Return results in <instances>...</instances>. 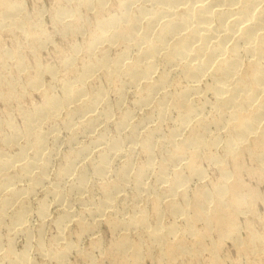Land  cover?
<instances>
[{"label":"bare ground","instance_id":"6f19581e","mask_svg":"<svg viewBox=\"0 0 264 264\" xmlns=\"http://www.w3.org/2000/svg\"><path fill=\"white\" fill-rule=\"evenodd\" d=\"M64 1L66 4L56 9V19L73 32L82 30V17L76 10L79 6L89 10L96 7L97 11L93 35L85 44L90 59L80 67V72H74V78L62 80L60 96L43 89L45 74L56 80L55 67H42L34 62L35 73L31 75L32 66L17 50L0 52L2 67L9 68L11 62L19 78L26 81L22 86L21 82L7 79L0 72V100L22 107L21 100L27 94L44 92L41 103L27 110L21 108L24 128L18 129L8 116L9 130L0 138V144L4 145L0 150V226L13 208L10 230L26 231V234L29 231V207L25 199L48 179L56 150L48 146L49 137L55 143L59 140L56 128L49 131L43 126L57 121L66 111L64 125L72 132L69 142L76 144L83 136L91 139V143L79 145L64 156L52 192L56 205L62 206L55 220L60 229L57 241L65 244L57 250L50 249L43 244V236L40 237L37 249L42 257L65 263L78 244L60 242L65 240L64 225L76 221L81 226L80 233H93L94 226L108 215L117 217L110 223L122 236L114 244L119 261L131 258L140 261L149 256L141 243L130 238L131 231L141 233L148 249H160L161 261L173 260L185 253L196 258L201 256V249L185 245L177 237L180 230L200 246L207 245L205 238L219 230L220 241L231 239L247 253L264 252L263 234L248 227L245 242L239 235L236 216L249 210L253 212L256 194L247 193V185L234 176L241 171L244 152H249L257 162H264V0H143L137 13L132 9L139 0H116L120 10L117 13L106 12L110 0ZM73 4L77 5L76 11L69 7ZM23 9L20 2L0 0V27L10 32L22 30L27 39L35 38L37 45H45V35L36 37L26 30L21 19ZM119 43L125 45V50L115 59L111 58L108 49ZM80 50L79 45H74L72 56L65 58L67 70H72ZM98 50H101L99 56ZM131 53L134 60L130 62ZM100 71L110 80L120 76L125 79L116 84L118 105L127 88L133 87L139 92L136 104L141 109L152 107L151 112L139 120H135V113L123 112L115 121L116 133L109 135L104 125L112 120L113 111L109 105L99 110L108 94L102 87L94 88L93 93L87 88L88 82ZM172 73L178 74L177 79H173ZM174 80L185 85L172 89ZM208 94L211 100L206 98ZM174 113V125L163 132V123L172 120ZM153 122L157 126L149 127ZM146 126L149 128L143 131ZM212 127L217 131H212ZM220 145L224 155L214 151ZM136 151L145 156L140 165L133 159ZM122 158L123 162L115 168L113 160ZM226 158L233 161L234 174L227 169ZM85 160L93 162L91 171L87 172L85 166L78 168ZM204 160L219 170V182L211 188L201 185L191 197V183L208 177L201 165ZM91 176L102 180L103 197L99 202L91 200L89 205L84 202L87 207L76 213L72 200L83 203ZM67 178L70 188L59 189ZM128 186L136 192L135 210L128 217L125 214L120 217L116 202L124 197L123 191ZM144 194H155L153 212L157 221L154 224L148 221V213L137 205ZM47 201L43 200L37 209L44 222L49 221L52 205ZM166 212L175 219L169 225L162 222ZM85 214L93 219L86 222ZM178 218L184 220L183 227L176 221ZM201 221L205 225L203 231L197 228ZM218 243L212 242L207 248L213 260L219 256ZM7 245L3 247L0 236V264H34L29 251H15L13 238L9 237Z\"/></svg>","mask_w":264,"mask_h":264},{"label":"rangeland","instance_id":"374dc122","mask_svg":"<svg viewBox=\"0 0 264 264\" xmlns=\"http://www.w3.org/2000/svg\"><path fill=\"white\" fill-rule=\"evenodd\" d=\"M12 1L20 2L21 5L24 7L23 9L24 13L21 19H23L24 21L26 30L32 33V35L36 34L37 35L36 37L45 35V37L47 38L46 39L47 43H45V45L39 46L37 45V41L35 40V38L27 39L25 37V33L22 32V30L14 29L13 31L10 32L0 27V52L2 50H10V51L17 50L21 54V56L24 57V59L28 62V64L32 66L30 70L34 72L31 71L30 72L32 73L31 75L35 73V68L33 67L35 63H38L42 67H47V66L51 68L55 67V70L57 71L56 80L52 78V75L50 76V74H45L43 76V89H48L47 93L49 94L60 96L62 94V88H61L62 80L64 81L74 78L75 74L80 72L78 70H80V67H82L84 62L86 63L90 59L89 58L90 55H88V52L85 49V44L87 43L86 41L89 40L93 35V29L95 25L94 15L97 11V10L95 11L96 7L92 10H89L88 8L86 9L84 5L83 6L81 5L78 8L75 7L77 6L76 4L75 6L74 4L72 5V7L74 6L73 8L71 7V5H69L71 10L77 8L76 10H78L80 16L82 17L81 32L79 31L73 32L71 28L69 27L65 28L64 26L59 24V22L56 19V11H57L56 9H58L61 5L66 4L64 0H12ZM142 1L143 0H139L138 2L139 4H137L136 6L133 5L134 6L132 9L133 13L138 12L139 10L138 6L142 4L141 3ZM115 2L116 0H110V2L107 4L106 7L107 13L120 12L118 5ZM76 44L80 46L81 50L75 56L76 63L72 67V70H67L64 65V60L65 58L72 56V48ZM124 50H125V45L119 43L117 45L115 44L113 48L108 49V53L111 58L115 59ZM100 54H101V50H98L96 52V55L99 56ZM131 54L132 57L130 55V59H129L130 62L134 60L133 59L134 55L133 53ZM0 57L2 56L0 55ZM8 67L9 68H4L0 63V72L2 73V75L6 76L7 79H14L18 81V83L21 82L19 84H21L22 86L23 84L26 85L25 84L26 81L24 79L19 78L17 74L18 71H16L17 70L16 67L13 66L11 62ZM74 72L76 73L74 74ZM176 75L178 74L172 73L173 79H177L178 76ZM106 77L107 76L104 74L103 71L98 72L96 76L88 82L87 88H89V90L93 93L94 88L102 87L105 90L106 94H108L106 96V102L100 103L99 110H103L107 105H109V107L113 111L112 120L108 123H105L104 125L105 126L104 128H106V130L109 132V135H113L114 133H116L115 121H117L116 119H118L123 112L131 111L135 113L134 115H136L135 120H139L145 115L146 112H151L152 107H149V109L139 108V106L136 104L139 97V92L137 93V90L134 89L133 87L127 88L122 103L118 105L119 97L116 89V84L117 83L121 84L122 81H125V79L123 78V76H120L115 80H110L108 79V77L107 78ZM174 84L175 86H172L173 87L172 89H176L185 85L184 82H181L179 80H174ZM206 98L211 100L212 96L208 94ZM43 99H44V92L35 91L27 94L21 100L22 107H17L16 104L13 103L7 104L6 101L4 103L2 100H0V138L2 137L1 135L7 133L9 130L7 124L8 116L12 119L13 124L18 129L19 128L23 129L24 120H23L21 108L23 110H27L31 108L33 104L41 103ZM174 114L172 120L169 119L163 123L162 125L163 132H168L170 128L174 125L173 119L175 118L176 113ZM66 118H67V113L66 111H63L62 115L57 121L45 123L43 126L44 130H49V131L56 128L59 131V132L56 131L59 135L58 136L59 140H57L55 143V139L52 138L51 134H50L51 137H49V139L50 138L52 139L51 140L48 139V146L50 148H54V150L56 149L55 154L53 156L55 159L54 158L52 159V162L50 163V167L47 172V174L49 175V176L47 175L48 181L46 180V182L43 184L44 185L43 187L41 185L36 189V191H34L35 193H33L31 196L25 199V204L29 207V214H28L29 222H27L28 224L27 231L28 230L29 231L26 234V231L15 233L12 230H10V226L12 223L11 214L13 212V208L10 209L11 212H9V214L5 217L4 221L2 222V226H0V236L2 237L3 240V247L5 248L8 246L7 243L9 237L13 238L15 251L17 250H18L17 252H22L23 250L24 251L27 250V252L29 251L28 253L31 254L30 256L34 264L35 263L62 264L56 258L46 259L42 257V255H40V253L38 252L37 247L40 237L42 236H43L42 238H44L43 244L46 245L47 248L50 249L52 248L57 250L58 248L62 247L63 244H65V243L61 244L57 241V235L60 232L59 231L60 229L58 226H56L55 220L57 216L60 214L59 212L61 211L62 206L60 207L56 205L58 203H56L57 199L55 197V194L52 192L53 186L58 181V171L62 166V164H64L63 163L64 156L70 153L75 147H78L79 145H84V144L89 145L91 143V139L89 140L88 137H83V136L79 138L76 144L70 143L69 140L70 137L72 136V132L71 130L69 131L68 128L67 130L64 125ZM154 126H157V122L151 123L149 127H154ZM149 127L147 126L143 127L142 130L144 131ZM212 131L215 132L217 130L214 127H212ZM3 146L4 145L0 144V150L3 149ZM214 151L219 155H224L221 145L218 148H215ZM94 155L95 153L90 155V158H93ZM160 155L161 154L158 152V157H157L158 160H160ZM133 156L135 157V158L133 157L134 162L137 165H140L145 161V156L139 151H136L133 154ZM123 160L124 158L114 159L113 166L117 168L118 166H120ZM207 162L208 161L204 160L201 162V165L205 169L206 177L207 176L208 177L205 178V180H201V181L195 180L191 183L189 187L190 190L188 189L189 195L191 197L194 191H197L202 187L211 188V186L214 185V183L219 182L220 179L219 170L213 165L211 164L209 165V163ZM225 164L227 169L234 174V171L236 169L233 161L230 158H226ZM93 165H94L93 162H90V160H85L83 161V163H81V165L79 164L78 168L79 169L84 168L83 166H85V169L88 172L89 170L91 171ZM78 168H76V172L79 171ZM240 170H241L240 173L239 172L235 173L234 176L236 178L240 177L239 179H241L245 183V185H247L246 186L247 193L249 191H252L256 194V197L253 199L254 201L252 203L253 212L249 210L248 212H245L246 214L240 213L238 216H236L237 223L239 226V235L245 242L248 237V233H247L248 227L252 228V230L255 231L256 233L263 234L264 236V162H257L254 159V157L250 155L249 152H244V154L242 155V168ZM150 180L151 182L154 181L153 178H151ZM101 183L102 180L99 178L95 179V177H92L90 179L88 183L89 189L85 193L84 199L82 201L83 203L86 202V204L89 205L91 200H93L94 202H99L102 199L101 197H103V193L100 188ZM70 186H71L70 179L67 178L64 182H62V185H60L61 188L59 189L68 190ZM147 194H144L142 199L140 198L139 202H137L138 203L137 205L140 208L142 207L144 211L148 213L147 214L148 221L154 224L157 221L155 214L153 212V200L156 197L155 194H151L150 196H147ZM122 196L124 197L117 200L116 202L117 216L122 217L121 215L125 214V217H128L131 214H133L135 210L134 209V207L136 206L135 189L132 186H128L123 191ZM159 196H162V194H160ZM72 199L73 197L71 198V200ZM43 200L45 201L48 200L47 202L49 204H52L51 208L49 209L50 210L49 211L50 216L48 217L49 221L46 222H44L37 213V209ZM72 201L74 203L73 202L70 203L71 204L73 203L72 204L73 206L72 205L71 206L73 210L76 209V213L81 212L83 208L87 207L85 203L83 205V203H79L78 201L76 202L74 200ZM179 201L181 200L179 199ZM165 204L166 203H164L163 207H165L164 209L167 210ZM190 204L191 205L194 204L193 199H191ZM166 213L167 214H165V216L163 217L164 219L162 222L165 225H169L172 222H174L175 219L173 216L169 215L168 212ZM104 218L105 220L103 222H99L94 226L95 232L93 233L92 232L80 233L81 226L78 225L76 221L67 222L68 225H64L65 228L63 234H65V240L60 242H70V243L72 242L73 244L77 243L78 246L72 249L71 253L67 257L66 262L63 264H91V263L114 264V262L116 261L118 262V264L121 262L123 264H215V263L216 264H264V252L257 251L256 253H247V251L244 252L241 250L243 248L236 246L231 239H225L220 241L219 232H218L219 230L212 231L209 237L205 238L207 245L204 246H200L199 244H197L194 241V238L192 237L186 235L183 236L182 230L178 231L177 237H179L180 240H182L185 245L186 244L191 245L196 250L201 249L200 250L201 256L199 258H196L189 253H185V254L177 255L175 259L173 260L170 259L171 261L169 259H165L164 261H161V259L159 258L160 249L154 247H150V249H148L144 241L145 238L141 235V233H139V231H131L129 233L130 238L135 242L141 243L144 246L143 249L149 251V256L142 258V260L140 261H138V259L137 261L133 260L132 258L126 261L124 260L121 261L120 259L119 261L118 257L116 256L117 252L114 249L115 248L114 244L118 240H120L122 236L120 232H116L114 230L112 224L110 223L111 220H114L117 217L108 215ZM84 219L86 220V222H90L93 218L91 215L85 214ZM176 221L178 222L180 227H183L185 225L183 219L178 218ZM197 228L200 231L204 230L205 225L202 223V221L198 222ZM212 242L215 243L219 242L218 244L220 245L219 256L217 260H213L211 254L207 250V248L211 246Z\"/></svg>","mask_w":264,"mask_h":264}]
</instances>
